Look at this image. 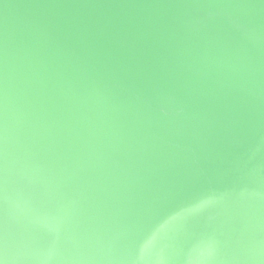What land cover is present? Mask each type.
Segmentation results:
<instances>
[{
	"label": "water",
	"instance_id": "obj_1",
	"mask_svg": "<svg viewBox=\"0 0 264 264\" xmlns=\"http://www.w3.org/2000/svg\"><path fill=\"white\" fill-rule=\"evenodd\" d=\"M0 264H264V0H0Z\"/></svg>",
	"mask_w": 264,
	"mask_h": 264
}]
</instances>
